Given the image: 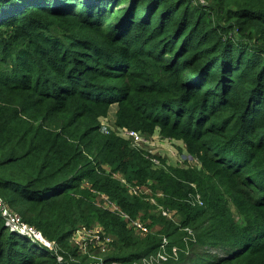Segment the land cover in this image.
I'll list each match as a JSON object with an SVG mask.
<instances>
[{
  "label": "trees",
  "instance_id": "obj_1",
  "mask_svg": "<svg viewBox=\"0 0 264 264\" xmlns=\"http://www.w3.org/2000/svg\"><path fill=\"white\" fill-rule=\"evenodd\" d=\"M124 130L196 163L169 166ZM0 199L55 246L0 216V264H86L71 238L94 224L113 236L107 263L166 241L155 264H264V0H0Z\"/></svg>",
  "mask_w": 264,
  "mask_h": 264
},
{
  "label": "rangeland",
  "instance_id": "obj_2",
  "mask_svg": "<svg viewBox=\"0 0 264 264\" xmlns=\"http://www.w3.org/2000/svg\"><path fill=\"white\" fill-rule=\"evenodd\" d=\"M115 111H116V106H112L109 111L108 114L105 118H103L102 120H100V125L102 127V129H104L105 132H119L116 128H115ZM124 131H129L130 130H124ZM123 131V133H124ZM132 131V130H131ZM139 134V132H137ZM125 134V133H124ZM141 137H140V136ZM138 136L140 137L142 141V143H140L138 146L134 147V148H145L148 152H150L151 155L155 156V157H160L162 158V160H165V163L169 166H175V165H193V162L196 163L195 159H192L190 156L187 155L185 148H183V146L180 145L179 142H174V141H170L168 139H164V137L160 134L159 131H155L154 133H152L151 135H144V134H139ZM193 160V161H192ZM156 166H161V163L159 162L158 165ZM106 169L109 171L110 169L108 167H106ZM115 177H117L118 179H120V181L125 184L128 187V192L130 194L134 193L133 192V185L131 184H127L126 180L122 177V175H114ZM147 189V188H145ZM148 190V189H147ZM149 193V190H148ZM153 202H151L152 204L156 205V202L154 201V199H151ZM97 204L99 206L108 208L109 210H115L116 206L111 203L106 197H100L98 196L96 198ZM163 208H156L155 210H150L149 214L153 215V214H157L159 213V210L161 212ZM138 221H140L142 224L149 225V221L148 219H145L142 221V219H137ZM92 226H95L92 225ZM147 226V225H146ZM82 226H79L77 229H79ZM148 227V226H147ZM95 229V227L92 228V230ZM103 231L100 232V237L101 238H106L108 239V242L106 245L103 246H98L96 247L95 245H91V238L90 237H83V241L86 239L87 243L85 245L86 248L84 253L80 251V249L78 250V254L81 255L82 257H86V264H113V262H109L107 263V260L105 262V256L108 255L110 253L111 250V246H110V241L113 239V236L110 235L109 233H107L104 228L102 227ZM133 230V228H131ZM152 229V228H151ZM153 230V229H152ZM134 235L139 236L140 233H137L133 230ZM78 240L75 238V240H71V243L74 247H78L77 243ZM51 244V245H50ZM49 244V250L53 249V245L52 242H50ZM28 245L32 248H36V251H41V247L39 245H35L33 243H29ZM35 246V247H34ZM106 247V248H105ZM79 248V247H78ZM214 254V253H213ZM212 254V255H213Z\"/></svg>",
  "mask_w": 264,
  "mask_h": 264
},
{
  "label": "built area",
  "instance_id": "obj_3",
  "mask_svg": "<svg viewBox=\"0 0 264 264\" xmlns=\"http://www.w3.org/2000/svg\"><path fill=\"white\" fill-rule=\"evenodd\" d=\"M124 133H125L124 135L126 136V138L130 141L132 147L138 146L143 141L140 139L141 136L135 131H130V132L124 131ZM151 160L154 164H158V161L156 159L152 158ZM133 188H134L133 189L134 193H132V194H139V193L148 194V190L144 189L143 187L133 186ZM151 202H153V201L151 200ZM195 202L199 206H202V202L200 200L199 195L195 196ZM161 214H162V216L167 217V218L172 217V213L168 210H165V209L161 210ZM0 216L3 219L6 228L11 233H17V234H20L23 236H27L28 238L32 239L33 241L40 243L41 245H43L46 248L50 247L49 246L50 242L46 241L42 237L40 232H38L32 226L24 223L22 221L21 217L17 213L13 212L10 208H8L2 202L1 199H0ZM93 227H95V229L92 230ZM130 227L133 228V230L135 232L140 233L139 234L140 236H144L149 232V228L146 225L142 224L138 220H134V221L130 222ZM101 231H103L102 226H99L97 224L95 226H91V227L82 226L75 231L71 240H75V238H76L78 240L77 246L79 247L80 251L84 253L85 251H87V250H85V248L87 246L85 244L87 243V241H86V239L83 241V237H90L91 238V245H95L96 247L103 246V245L107 244L108 239L101 238L99 236ZM112 240L110 241V244H111ZM52 245L54 246L53 243H52ZM165 245H166V241H164L163 245L160 248V251H158L157 254L149 256L148 258L145 257V258L141 259L140 261H137L134 264H155V263H157L158 259H160L165 254ZM54 248H55V246L53 247V249ZM95 264H98V263H95ZM113 264H119V263L113 262Z\"/></svg>",
  "mask_w": 264,
  "mask_h": 264
}]
</instances>
